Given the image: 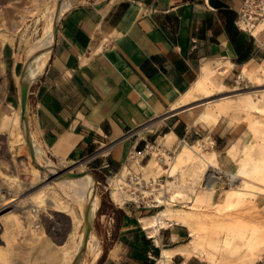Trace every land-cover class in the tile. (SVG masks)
<instances>
[{
    "label": "crops",
    "instance_id": "1",
    "mask_svg": "<svg viewBox=\"0 0 264 264\" xmlns=\"http://www.w3.org/2000/svg\"><path fill=\"white\" fill-rule=\"evenodd\" d=\"M242 2H73L61 14L45 67L27 87L26 118L28 111L34 142L59 161L86 158L107 172L123 166L132 172L134 166L140 175L149 158L147 145L162 147L163 136L171 132L179 145L194 141L199 134L195 125L181 116L188 108L171 105L192 89L204 66L218 63L213 68L220 69L229 62L228 75L264 46L237 26ZM33 41L28 45L18 38L1 47L10 112L20 104L21 76ZM211 140L224 151V134L215 131ZM115 214L117 237L104 251L100 248L95 264H152V257L156 264L163 248L173 250L167 264H204L179 250L190 237L186 226L172 223L151 236L132 207L100 198L94 215L112 221ZM252 264H264V258Z\"/></svg>",
    "mask_w": 264,
    "mask_h": 264
},
{
    "label": "rangeland",
    "instance_id": "2",
    "mask_svg": "<svg viewBox=\"0 0 264 264\" xmlns=\"http://www.w3.org/2000/svg\"><path fill=\"white\" fill-rule=\"evenodd\" d=\"M30 1L32 2V0H0V13L8 9L13 10L11 13L12 17H9L3 13L0 14V40L3 39L4 44L5 42H12L18 38H25L27 40V44L29 45L32 40L41 33L42 28L46 23L48 12L55 5V0L45 2H42L41 0L37 1V10L25 20L24 24L17 26L18 28H16L17 17L19 13L23 11L22 7L26 3L29 4ZM77 1L80 0H75L74 2ZM13 15L15 16V19H12L14 18ZM8 19L11 22H9ZM59 20L60 18L58 19L57 24L59 23ZM256 37L261 39L262 43H264V30L260 31ZM243 65H245V69L248 71V73L238 80L237 77L239 76ZM213 66L218 67L219 65L216 63L213 64ZM219 70L220 69L216 70V76L218 80L221 79L220 81L224 83L222 90L217 92L215 87L210 84H206L203 88L195 87L193 85L192 89L189 90L188 96L191 98L190 104L189 106H186L188 109L181 112V116L185 120L186 118H189L191 124L195 125L194 128L199 133L196 134L197 138L194 141L189 142V144H193L197 139H201V143L204 146L203 150L201 151L208 153L206 151L213 150L217 157L216 163L222 170L230 172L235 171L237 168V161L240 157L248 158L254 164H258L260 166L264 165V158L259 156L257 150V143L260 138L258 137V134L254 132L251 122L252 118L257 116L250 115L247 111L243 110L231 111L228 109V105L234 101L235 97L244 96L246 94L260 96L261 93H264V46L258 49L256 56L252 61L240 65L238 69H234L228 75L227 73H218ZM4 91L5 67L2 61L0 50V115L5 112L10 113L12 110L10 108L11 105L9 106V104H7L4 99ZM223 96L226 98H221ZM183 97L184 95H182L180 98ZM207 101H211L208 104L207 109L212 112V116L207 119H198L194 121L196 118L194 115H197V113L204 107V103ZM174 104L175 102L171 105V107ZM15 108H21V89L20 104ZM220 109H225V111L222 112ZM202 122L207 124H217H213V126L206 125ZM27 124L30 137L33 139L30 132L28 111ZM215 131L224 134V141L226 144L224 146V151L222 152L216 150L217 148L214 143L209 144V141H211ZM13 137H15L14 133L10 134L7 129L0 127V206L9 203L3 208L0 207V250L5 245V238L2 236L4 230H7L8 233L14 232V229L11 226V219L6 215L11 213V211L20 213L22 215L28 208L35 207L37 215L36 221L38 222H36L37 226L35 234H30L27 230L26 232L24 231L19 233L15 231L16 240L19 243L17 244L16 241L14 243L15 247L13 248V251L15 252L16 256L15 262L13 264H53L51 258L48 256V249L52 246L59 247L58 245H61L66 240L67 232L70 231L72 225L69 224L68 218L66 216L56 215V212H54L51 208L54 204L52 203V200L48 205L42 204L40 207H37L32 205V195L36 190L44 186V184L49 183L56 188L53 190L55 199H60L59 201L63 203L67 202V204L70 203V201L68 196L63 193L61 188L59 189L57 184L53 182L54 177L57 176L58 172L48 175L45 169L42 167H37L36 162H34L30 156V148L28 149L25 143H23L25 148H21L18 151L17 148L20 143L16 137ZM9 139H11L13 142L11 143V140ZM160 139L161 138H159L158 141H160ZM173 139L174 141L176 140V143L171 146V141ZM162 142L163 141H161V143ZM150 145L151 144H149V146ZM153 145H155V143ZM164 145L170 147V149H168L170 153L178 151L179 149V142L177 141L176 137H171L165 143L163 142L162 147H164ZM36 146L43 153V158L40 160L41 164H45V161L48 160L49 163L58 166V169H61L60 172L67 170L71 171V173L86 174L91 183L94 185L99 199L102 197H108L109 199L111 198L110 191L112 184L108 178H112L116 172H107L95 169L93 161H89L86 158L75 161H59L49 157L43 150L39 148L37 144ZM230 147H233L232 151L234 156L230 155L228 152ZM153 151L155 150L149 149L148 151H145V153L149 154L147 155L149 157L147 162L149 159L154 157ZM37 157L38 156L35 155L36 159ZM157 161L163 164V162L159 160ZM180 164L184 165V176L186 180H188L193 173V168H191V164H188L182 159ZM34 168H36L35 173L32 171ZM133 170L135 171L137 169L133 166ZM119 172L120 170L117 171V176L114 177L115 179L119 177ZM134 173H137V171ZM146 173L149 174V170L142 169L141 175L146 176ZM89 174L94 178V180ZM163 175L164 172H162L161 176ZM107 181L109 183V187H106L108 185ZM229 185L230 184L228 183L220 184V187H218L214 192L213 200L217 201L220 193H224V189L228 188ZM204 187L206 188L208 185L204 184L203 186L198 187V190L202 192L205 190ZM44 197L50 201V199H48L49 195L45 194ZM128 198L129 196L127 195L124 202L119 205L126 203V205L132 207L140 216L149 214L150 212H154L156 209H158L142 206L138 207L132 201H129ZM187 199L188 198H186L185 201ZM217 203L219 204V208L216 209L214 206L211 207V209L216 212L215 216H217V218L213 219L212 222L205 224L212 227L213 231L209 230L208 233L211 234L213 238H218L217 246H215V244L212 243L208 237H206L204 240H201V245L199 248L195 252L191 253L192 256L195 255L197 258L204 260V264H211V260L214 262V264H252L255 260L264 258V194L257 193L256 195H245L232 206H228L227 202L225 201H218ZM169 204L174 206H182V203L178 202L177 204L172 202ZM183 204L188 203L184 202ZM184 207H186V205ZM205 209L210 208L205 207ZM96 210L97 208L95 211ZM75 211L77 213L79 212L76 206ZM89 219V225L91 227L87 234L93 236V238L96 239V242H98V248H101L102 251H104L106 247H109V245L113 243V240L111 239L114 237L115 240V237H117L118 214H115V218L112 221L107 220L106 217L99 216L97 218L95 215ZM29 223L32 224V222ZM84 227L85 223L79 227V230L81 231ZM24 228H28L26 221ZM227 238H231L232 246L238 245L236 250H231L226 246V244H224ZM189 239L190 237L187 234V237L183 240V243ZM15 244L18 246V248ZM184 246H186V244ZM249 247L254 248L252 251L253 253L249 252ZM153 255L155 256L156 254ZM85 259L86 262H89L88 256H85ZM151 260H153V264L155 259L152 257ZM0 264L5 263L0 261Z\"/></svg>",
    "mask_w": 264,
    "mask_h": 264
},
{
    "label": "bare ground",
    "instance_id": "3",
    "mask_svg": "<svg viewBox=\"0 0 264 264\" xmlns=\"http://www.w3.org/2000/svg\"><path fill=\"white\" fill-rule=\"evenodd\" d=\"M37 1L40 0H32L29 4L26 3L27 5H22L23 11L20 10L22 12L19 13L18 17L16 16V28H18L17 26L24 24L25 20L37 10ZM41 1L45 2L50 0ZM74 1L75 0H55V5L48 12L47 20L41 33L34 39L31 48L27 50L25 69L21 76L23 82L21 89V102L26 96L27 87L31 82V79L42 72L45 67L54 42L58 19L62 12L67 10ZM12 12L13 10L8 9L4 10L2 13L12 17ZM12 19H15V16ZM10 20L9 22H11ZM247 29L252 35L257 36L260 31L264 30V22L258 21L253 24L249 23ZM3 44L4 40L1 39L0 48ZM229 65V62L224 63V66L220 68L218 73H226ZM213 67L214 66L211 67L209 65L204 66L201 76L193 85L195 87L203 88L206 84H210L215 87L217 92L222 90L224 83L220 81L221 79H217L216 70L218 69ZM247 73L248 71L243 67L237 79H241ZM183 95L184 97L179 98L171 107L172 109L189 106L191 100L188 96L189 90ZM221 98L226 97L223 96ZM210 102L211 101H207L204 103V107L197 113V115H194L196 116L194 121L198 119H207L212 116V112L207 109ZM228 109L231 111L243 110L247 111L250 115L257 116L253 117L251 122L254 132H256L260 138L257 143L259 156L264 158V93H261L260 96L246 94L244 96L235 97L234 101L228 105ZM220 110L222 112L225 111V109ZM0 116V127L7 129L10 134L14 133V136L18 139L20 143L18 145L19 149L17 148L18 151L21 148H25L23 146V143H25L28 149L30 148V156L34 162H36L37 167L45 169L48 175L58 172L57 176L54 177L53 182L57 184L59 189L61 188L70 201V203L67 204V202L63 203L59 201L60 199H55L53 195L55 187L49 183L44 184V186L40 187L32 195V205L40 207L42 204L48 205L52 200V203H54L51 207L52 210L56 212L57 216H66L69 224L72 225L70 231L67 232L66 240L61 245H58L59 247L52 246L48 249V256L51 258L52 263L93 264L98 258L101 250L97 246L98 242H96V239L87 234L90 231L89 218L94 216L95 209L99 204V196L96 194L94 185L86 174H74L67 170L60 172L61 169H58V166L55 164L49 163L48 160L45 161V164L40 163V160L43 158V153L38 149L36 143L30 137V133L27 129L28 124L25 105L21 106L19 109H13L10 113H2ZM163 137L165 143L171 137H175V135L171 132L165 134ZM12 142L13 141L11 140V143ZM212 143V140L209 141V144ZM203 147L201 139H197L193 144H189L187 141L183 140L180 142L178 151H174L173 153H170L168 148L158 147L153 144L150 146L147 145L145 151H148L149 149L155 150L153 151L154 157L149 159L145 165H141V169L149 170V174L146 173V176H142L141 174L139 175L130 172L126 166H123L118 174L119 177L116 179L114 178L117 176L116 173L112 178H108L112 184L110 191L111 199L117 204H122L127 195L129 196V200L136 198L137 192L142 193L145 197L154 198V201L159 202L161 205L160 208L156 209L151 214L140 216L138 219L149 235L154 236L161 227H165L172 223L181 224L188 228L190 239L185 243L186 246L183 249H179L185 256H189L191 253L195 252L201 245V240H204L206 237L217 246L218 238H213V236L208 233L209 230L213 231V229L211 226L205 224L212 222L213 219L217 218V216H215L216 212L213 211L211 207L214 206L216 209L219 208L218 201H225L228 206H232L245 195H256L257 193L264 194V165L260 166L254 164L248 158L240 157L237 161V168L235 171L230 172L222 170L216 163V153L213 150L204 153L201 151L203 150ZM232 149L233 147H230L228 152L230 155L234 156ZM35 155L38 156L37 159L35 158ZM156 158L163 162V164L159 163ZM181 159L188 164H191V168H193V173L189 179L187 178L188 180H186L184 176V165L180 164ZM32 171L35 173L36 168L32 169ZM162 172H164V181H160L159 178ZM128 176H130V182L127 180ZM91 178L94 180L92 176ZM137 183H141V185H138ZM225 183L230 184V187L228 186V188L224 189V193H220L218 200L214 201V192L220 187V184ZM204 184H207L208 187H204L205 190L200 192L198 187H201ZM45 194L49 195L48 199H50V201L44 197ZM186 198L188 199L185 201ZM171 202L176 204L177 202L182 203V206L169 204ZM184 202H187L188 204H183ZM6 205H1L0 207L3 208ZM185 205L186 207H184ZM75 206L78 208V213L75 211ZM205 207H209L210 209H205ZM25 213L21 215L20 213L11 211V213L6 215L11 219V226L13 227L14 232L8 233L7 230H4L2 233V236L5 238V245L0 250V261L5 264H13L15 262L16 255L13 251V248L15 247L14 243L15 241L17 244L19 243L16 240V232H26L27 230L30 234H35L37 226L36 208L30 207ZM25 221L28 225L27 229L24 228ZM29 222H32V224ZM83 223H85V227L80 231L79 227L82 226ZM224 244H226L231 250H236L238 248V245L232 246L231 238H227ZM248 249L249 252H252L254 248L249 247ZM172 253L173 250L163 248L161 252L162 256L158 258L156 264H167V260L171 257ZM85 256L89 257V262H86ZM210 263L214 264L212 260Z\"/></svg>",
    "mask_w": 264,
    "mask_h": 264
},
{
    "label": "built area",
    "instance_id": "4",
    "mask_svg": "<svg viewBox=\"0 0 264 264\" xmlns=\"http://www.w3.org/2000/svg\"><path fill=\"white\" fill-rule=\"evenodd\" d=\"M258 21L264 22V0H243L237 12V18H236L237 26L249 32L250 34V31L247 29L248 24L249 23L253 24L254 22H258ZM133 172L135 171L133 170ZM159 178H160V181H164L165 179L164 175L160 176ZM127 180L129 182L131 181L130 176L127 177ZM107 184L108 185L106 187H109L108 181H107ZM137 184L141 185V183H137ZM129 201H132L138 207L139 206L148 207V208L161 207L158 201H154V198L145 197L143 196L142 193H139V192H137L136 198H133L132 200H129Z\"/></svg>",
    "mask_w": 264,
    "mask_h": 264
},
{
    "label": "water",
    "instance_id": "5",
    "mask_svg": "<svg viewBox=\"0 0 264 264\" xmlns=\"http://www.w3.org/2000/svg\"><path fill=\"white\" fill-rule=\"evenodd\" d=\"M26 96H27V92H26ZM26 96L24 98V100L21 102V106L25 105L26 106ZM28 140V138H27ZM75 174V173H74ZM91 227V226H90ZM89 228V227H88Z\"/></svg>",
    "mask_w": 264,
    "mask_h": 264
},
{
    "label": "trees",
    "instance_id": "6",
    "mask_svg": "<svg viewBox=\"0 0 264 264\" xmlns=\"http://www.w3.org/2000/svg\"><path fill=\"white\" fill-rule=\"evenodd\" d=\"M101 209H99V211H100Z\"/></svg>",
    "mask_w": 264,
    "mask_h": 264
}]
</instances>
